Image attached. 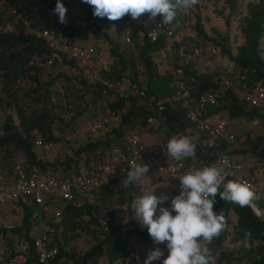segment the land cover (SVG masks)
<instances>
[{
  "label": "built area",
  "instance_id": "obj_1",
  "mask_svg": "<svg viewBox=\"0 0 264 264\" xmlns=\"http://www.w3.org/2000/svg\"><path fill=\"white\" fill-rule=\"evenodd\" d=\"M10 16L9 20L0 24V34H22L40 41L47 50L43 63L46 67L55 66L60 71L68 67L66 64H74L82 80V83L76 84L77 89L85 87L100 96L111 95L125 103L130 100L137 101V104L151 111L143 120L142 133L160 132L163 138L146 144L140 133H125L119 145L112 146L101 155L89 157L77 171L64 176L51 169L30 167L26 161L0 166V264H50L57 254V248L51 242V232L45 224L46 221L57 224L66 204L90 198L104 181L114 178L121 182L131 170L132 161L147 165V174L153 181H159L161 177L167 181L169 192L165 195L169 199L163 206L170 209L171 199L179 195L178 177L199 168L193 164L187 165L185 159L168 162V140L164 137L165 102L180 107L187 123L198 135L199 147L204 151L211 150L209 166L218 161L221 166H225L223 157L227 156L225 181H240L248 185L255 198L247 207L255 218L264 221V187H259L257 182L260 169L251 164L242 165L232 156L215 148L220 143L232 145L236 139L235 121L221 108L222 100L230 94L247 109L263 114L264 84L261 80H249L246 70L227 71L226 76L211 78L212 86L193 97V80L185 79L183 70L184 66L199 57L202 52L201 43L195 36L186 35L189 41L181 45L169 25L153 22L147 25L141 38L144 37L149 43L163 39L160 52L164 68L161 74L169 77L168 88L171 90L167 99H156L147 95L143 87L130 81L127 75L108 78L109 69L101 64L93 49L68 44L57 25L43 29L31 28L30 22L17 9ZM47 19L49 22L54 21L53 15H48ZM135 36L132 31L124 30L123 43L129 44ZM115 114L113 111L106 112L105 115L86 119L81 124V132L88 137L97 136ZM71 116L69 113V119ZM53 137L56 139L57 136ZM32 144L35 148L43 149L45 153L54 147L53 142H43L38 136L33 139ZM255 201H260L261 207H257ZM23 209L30 213L32 220L38 221L37 225L31 227L26 238L14 233L15 228L20 225ZM100 225L106 231L105 220Z\"/></svg>",
  "mask_w": 264,
  "mask_h": 264
},
{
  "label": "trees",
  "instance_id": "obj_2",
  "mask_svg": "<svg viewBox=\"0 0 264 264\" xmlns=\"http://www.w3.org/2000/svg\"><path fill=\"white\" fill-rule=\"evenodd\" d=\"M1 1V0H0ZM20 6L17 11L20 15L26 18L30 24L31 28L43 29L48 28L51 25H57L62 33L64 40L68 44H75L76 41L85 42L91 36L95 40L103 39L110 46L108 53L109 57L113 60L112 63L107 67L109 73L108 78H120L123 74H127L130 81L137 82L138 72L135 70L133 63H129L130 58L125 54V51L119 50V44L113 42L108 38V36L101 31L98 23L107 17L100 18L93 16L92 6L85 4L84 6V16L87 23V27L83 30H78L74 24L73 20L67 17V23H59V17L54 14V8L56 6L55 1L40 0V3L35 2V0H19ZM229 10L228 16L235 12L237 8V2L239 0H221ZM64 6H67L65 0H61ZM175 3V0H173ZM177 7L176 15L173 19H183L180 10ZM247 15L243 19L244 26L242 28V33L245 38V44L237 49V54L232 56L228 49H221L222 54H224L229 61L233 63L235 70H246L247 78L249 80H261L264 84V63L259 59L256 51V42L260 37V34L264 30V0H256V2H249L246 4ZM46 11H51L54 14V21L49 22L47 19ZM11 18L7 15L4 21ZM161 18L157 16L153 21L149 19L147 15L136 20V26L132 31L144 32L147 25L153 22H159L162 24ZM33 21V24L31 21ZM108 20V19H107ZM3 21V22H4ZM227 22V21H226ZM175 33L176 27H172ZM125 27H119L117 31H124ZM194 31L197 36L206 42H213L212 39L206 36L201 25L199 23L198 17L195 20ZM201 43V41H200ZM123 45V44H121ZM202 45V43H201ZM127 46V45H125ZM163 46V39H159L156 43H149L144 37L141 38V43L137 45L135 38L132 39V47L138 50V60L143 69L144 77V91L147 95H152L156 99H167L171 95V90L168 88L169 77L164 74H159L157 69L152 62L151 56L161 50ZM47 56V50L45 46L38 40L30 36H15V35H2L0 34V79L2 83L12 82L18 79L21 74L27 70H31L30 67L32 60L37 59V62L44 63V59ZM73 71L78 69L72 63L66 64ZM72 71V73H73ZM184 77L189 80L192 78L191 83L192 91L191 95L197 96L198 94L206 91L212 86L210 80L211 78L206 74H195L193 70L188 69L184 66ZM79 75V73H78ZM34 81H36L34 79ZM50 81L49 84H51ZM77 83H82L80 75L78 77H67L65 78V85L70 84L74 90V86ZM35 91L40 90V84L36 82ZM139 85V84H138ZM72 90V91H73ZM74 93L70 96L72 100L68 103L72 105L80 106V108L69 109L68 112L73 113L69 119V123L75 118L85 115L86 117L93 118L95 112H112L117 111L122 114L119 115V121L115 125L109 126L103 132L100 138L93 141H86L82 146L78 147L70 158L65 159L63 162L57 163H41L31 152L33 146L27 139L28 133L32 130L37 131H48L49 125L52 123L53 117L48 112H41L33 116H22L17 110L18 115V128L20 133L23 134L21 137L20 133L16 131L10 123H6L2 126L0 135V150L4 149L8 144H14V148L20 150L26 157V162L30 167H37L40 170L51 169L57 171L60 175L64 176L70 172H75L78 168L86 161L89 157L101 155L108 151L112 146L119 145L120 141L125 132L129 133H139L143 127V120L146 115L151 114V111L147 110L143 106L137 104V101L130 100L125 103L124 101L117 100L111 97V95L100 96L94 91L88 90L85 87L82 89H76ZM66 100H68V94L65 95ZM88 99V100H87ZM136 107L137 111L133 109ZM127 107H130L127 109ZM221 108L225 110L229 117L232 119H245L252 120L254 118L260 120L264 124V113L258 114L253 110L247 109L244 105L240 104L239 101L232 95L228 94L221 102ZM98 110V111H97ZM85 111V112H84ZM93 111V112H92ZM96 115V114H95ZM163 115L165 117V132L164 137L169 140L173 135L186 136L195 145L196 156L194 158H186L185 163L187 165L193 164L199 169L209 166L211 162V150L204 151L201 149L197 143L198 135L193 131L191 126L187 123L184 118L183 111L177 104L165 102ZM68 123V124H69ZM189 129V130H188ZM262 139L256 137L250 139L245 137L244 142L249 147V152L254 156L264 159V148H260ZM34 147V146H33ZM231 145L220 143L215 148L219 152L234 156L241 154L240 151H236L231 148ZM35 148V147H34ZM7 165V163L5 162ZM0 166H3L0 164ZM10 166V164L8 165ZM118 181L114 178L106 180L102 183L96 193L92 194L91 197H96L100 199H105L113 194L114 187H117ZM228 181H225V183ZM222 191V188H221ZM90 197V198H91ZM90 198L80 199L81 202L78 203H68L63 208L61 212L60 220H63L64 224L70 230L74 229L75 221L82 216H86L92 219V213L95 207L89 203ZM130 199L128 200L127 208L131 207ZM257 207H261L262 203L260 201H255ZM164 207L163 205L158 206ZM213 211L217 214L220 212L224 213V216L228 211H232L236 215V229L239 234V240L244 238L245 231L251 233L249 244L256 240H264V221L261 222L251 213L247 206L240 207L229 202H225L219 198V194L216 197V203L214 204ZM159 214V211L157 212ZM93 220V219H92ZM37 220H32L30 218V213L23 209L22 216L20 219V225L15 228L14 233L19 236L26 238L31 227L37 225ZM50 229L53 224L50 220L45 223ZM100 234L103 238L97 240L96 244L92 245L89 250L83 252L81 255H77L74 252L65 251L60 246L56 245L57 254L52 259L50 264H96L99 261V252L104 248V252L109 256L106 264L112 263L119 258H123L126 255L127 250L123 244L125 236L127 234V229L132 226L131 224H124L122 226L112 227L109 223H106V231H103L100 223ZM225 230L219 235V237L214 238V240L209 244V248L214 253L218 244L223 241ZM144 239L147 236V230L141 235ZM252 251L248 247L242 248V254L249 257ZM168 255V250L164 252V257L161 258V264L164 258ZM225 264H239L238 259H233L231 255L226 257ZM253 264H264L263 260H258Z\"/></svg>",
  "mask_w": 264,
  "mask_h": 264
},
{
  "label": "rangeland",
  "instance_id": "obj_3",
  "mask_svg": "<svg viewBox=\"0 0 264 264\" xmlns=\"http://www.w3.org/2000/svg\"><path fill=\"white\" fill-rule=\"evenodd\" d=\"M55 1V0H48ZM67 3L66 16L73 20L74 26L78 30H83L87 27L85 16L83 13L85 4L81 0H65ZM40 3V0H35ZM249 2H256V0H239L235 12L230 16L228 8L221 0H198L197 4L192 8H178L183 19L174 20L170 23L172 27H176V39L179 44L183 45L185 41H189L186 35L195 36L199 42L202 43V52L199 57L186 65L188 69L197 73L206 74L210 78H219L226 76L227 71H235L233 63L222 54L221 49H228L232 56L237 54V49L245 44V38L242 33L244 26L243 19L247 15L246 4ZM20 6L19 0H1L0 1V24L3 23L4 18L13 10ZM177 11V8H176ZM46 15H53L51 11H46ZM198 17L201 28L207 37L213 42H206L196 35L194 31L195 20ZM31 21V20H30ZM153 21V19L151 20ZM227 21V22H226ZM33 24V21H31ZM136 20H133L130 15H125L117 21H110L107 19L98 23L101 31L104 32L110 40L119 44V50L125 51V54L130 58L129 63H133L137 74V82L139 86L143 87L144 77L143 69L138 60V50L132 47V40L129 44L123 43L122 31H117L119 27H125L124 30L132 31L136 26ZM137 27V26H136ZM173 29V28H172ZM136 36L135 42L137 45L141 43L142 32L132 31ZM23 37L22 34L18 35ZM76 45L90 47L93 49L99 60L105 63H112L109 57V45L103 39L95 40L91 36L85 42L76 41ZM123 44V45H121ZM127 45V46H125ZM222 47V48H221ZM256 51L259 59L264 63V30L260 34L256 42ZM157 72L163 73V56L159 51L151 56ZM31 70L25 71L17 80L12 82L2 83L0 79V135L1 128L4 124L10 123L12 127L20 133L17 126L18 115L17 110L24 117L37 115L43 111L50 113L55 117L48 127V131L44 132L32 130L28 133L27 139L31 143L35 137H40L43 142H53V149L47 153L41 148H34L32 146L31 152L36 159L41 163H61L65 159L70 158L73 152L86 141H93L103 135V131L111 125H115L119 121L121 112H116L113 119L108 125L98 133L97 136L88 137L81 131V124L89 119L85 115L75 118L69 123L68 110L72 108H80V106L68 103L72 100L71 93L77 91L76 86L74 90L70 84L65 85V78L73 76L78 77V72L70 68L58 70L55 66L46 67L43 63L37 62L33 59L30 65ZM1 78V77H0ZM34 79L36 81H34ZM47 86V84L50 82ZM36 82L40 84V90L35 91ZM73 90V91H72ZM68 94V100L65 95ZM88 100V99H87ZM130 107H127V109ZM133 109L136 107L133 106ZM98 111V110H97ZM93 112V111H92ZM73 114V113H71ZM96 114V115H95ZM93 118L98 115H105L106 112H95ZM73 116V115H72ZM235 121V142L231 145L234 150L240 151L241 154L232 156L233 159L239 161L242 165L251 164L260 169L257 175V182L259 187H264V159H260L248 150L249 147L244 142L245 137L254 139L259 137L262 139L260 148H264V124L254 118L252 120L234 119ZM69 123V124H68ZM74 125L72 126V124ZM189 130V129H188ZM142 133V131L140 130ZM129 133V132H125ZM124 133V134H125ZM153 138H163L160 132L145 133ZM21 137L23 134L20 133ZM53 135H56L53 137ZM153 139V140H155ZM147 144V143H146ZM16 161H26V157L20 151L14 148V144H8L4 149L0 150V164L8 166ZM7 163V165L5 164ZM117 187H114L113 194L105 199H98L91 197L89 203L95 207L92 213V219L86 216L80 217L75 221L73 230L67 228L63 220H59L57 224L53 223L50 228V239L53 245H58L65 251L74 252L81 255L83 252L90 249L96 244L97 240L103 238L100 234V227L98 224L105 220L112 227L122 226L124 224H131L127 229V234L123 244L127 253L123 258L109 264H143L147 258L148 253L157 245L153 244L151 237L147 232L144 239L141 235L145 229L137 222L132 208H127L128 200L131 202L138 196H142L145 192L154 191L157 197L165 195L169 192V184L161 177L159 181H153L152 178L146 174L142 180L130 184L126 177L117 182ZM227 227L223 241L220 242L213 253L216 258V264H225L226 257L231 255L233 259H238L239 264H253L258 260L264 259V240L256 239L252 241L248 249L252 251L249 257L242 254L243 246L240 245L239 234L236 229V215L232 211H228L225 215ZM163 252L167 251L165 245H159ZM99 261L96 264H106L109 256L104 252V248L99 252ZM108 264V263H107ZM153 264H161L160 261H153Z\"/></svg>",
  "mask_w": 264,
  "mask_h": 264
},
{
  "label": "clouds",
  "instance_id": "obj_4",
  "mask_svg": "<svg viewBox=\"0 0 264 264\" xmlns=\"http://www.w3.org/2000/svg\"><path fill=\"white\" fill-rule=\"evenodd\" d=\"M92 6L93 16L110 21H117L125 15L133 20H140L147 15L149 19L159 16L162 24H170L176 8H192L198 0H81ZM54 14L59 17V23L66 24L67 9L61 0H57ZM166 156L169 161L180 162L196 156L195 145L186 136L173 135L166 144ZM227 156L223 157L227 165ZM225 166L218 161L211 166L203 167L181 174L178 177L179 195L171 199L170 209L159 207L168 201L169 197H157L154 191L145 192L131 202V208L137 218V223L147 230L153 244L143 264H153L160 261L164 252L159 245H165L168 255L162 264H216V258L209 248L214 238L226 229L227 224L223 212L213 211L216 197L240 207L248 206L255 198L245 182L229 180L225 183ZM149 173V167L141 162H131V170L127 181L132 184L142 180ZM222 188V191H221ZM159 211V214L157 212ZM175 213V215H173ZM251 233L245 231L244 238L238 243L249 246Z\"/></svg>",
  "mask_w": 264,
  "mask_h": 264
},
{
  "label": "crops",
  "instance_id": "obj_5",
  "mask_svg": "<svg viewBox=\"0 0 264 264\" xmlns=\"http://www.w3.org/2000/svg\"><path fill=\"white\" fill-rule=\"evenodd\" d=\"M100 61H101V64H103L104 66H107V67L110 64L107 62L105 63L103 60H100ZM195 74H202V72L201 73L195 72ZM125 75H127V74L124 73L123 76H125ZM140 136H141V139L147 144H152L158 139V138L155 139V138L151 137L149 134H145V133H141ZM153 139H155V140H153Z\"/></svg>",
  "mask_w": 264,
  "mask_h": 264
},
{
  "label": "bare ground",
  "instance_id": "obj_6",
  "mask_svg": "<svg viewBox=\"0 0 264 264\" xmlns=\"http://www.w3.org/2000/svg\"><path fill=\"white\" fill-rule=\"evenodd\" d=\"M141 134V132H139Z\"/></svg>",
  "mask_w": 264,
  "mask_h": 264
}]
</instances>
